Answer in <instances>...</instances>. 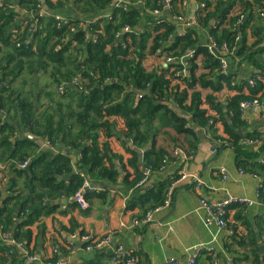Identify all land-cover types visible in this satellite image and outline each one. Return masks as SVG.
<instances>
[{
	"label": "trees",
	"instance_id": "obj_1",
	"mask_svg": "<svg viewBox=\"0 0 264 264\" xmlns=\"http://www.w3.org/2000/svg\"><path fill=\"white\" fill-rule=\"evenodd\" d=\"M10 1L0 0V124L7 115L0 126V164L7 165L5 179L10 193L0 207L1 264H25L32 255L30 251L27 256L19 253L2 235L11 234L13 229L14 241L29 246L31 227L55 212L45 198L67 197L73 204L70 199L85 182L118 181L120 172L114 160L122 163L123 159L112 153V138L123 141L126 153L132 154L128 166L133 174L123 165L127 190L147 182L151 175L146 178V171L153 174L165 160H175L176 150L194 153L209 134L211 141L219 143L217 150H236L244 172L257 165L264 137L241 136L237 130L244 127L240 104L264 100V89L256 81L253 86L238 85L233 72L223 74L220 61L209 51L213 39L218 47L225 43L232 52L237 31L233 24L223 27L227 16L211 31L208 43L199 45L202 25L208 26L213 13H206L201 4L197 6L196 25L182 30L179 0H171L165 17V0H46L53 12L49 17L40 15L39 0H21V9L36 15L35 27L32 19L27 25L17 23L19 14ZM254 2L264 5V0ZM156 11L161 12L159 16ZM125 27L132 32L124 33ZM189 53L192 58L187 57ZM169 58L176 62L167 63ZM75 78L77 88L71 86ZM245 85L247 96L242 91ZM146 91L150 95H143ZM223 91L234 92L225 105L220 103ZM219 124L224 135L218 134ZM27 132L47 139L50 149L39 152L34 141L19 139V134ZM249 139L262 143L257 150L249 149L242 145ZM159 141L161 147L157 148ZM129 142L133 150L127 146ZM60 144L66 152L56 153ZM144 148L149 150L139 164L135 149ZM80 149L75 169L71 152ZM242 157L245 159L240 161ZM29 161L31 175L27 167L21 168ZM262 169L264 172V164ZM250 171L263 175L253 168ZM169 185L163 181L137 193L133 202L147 204L151 211L163 205ZM94 191L84 193L87 204L92 196L107 199L108 190L100 195ZM260 200L264 203V186ZM74 205L80 208L78 203ZM16 210L20 223L14 227ZM231 238L238 239L237 231Z\"/></svg>",
	"mask_w": 264,
	"mask_h": 264
},
{
	"label": "crops",
	"instance_id": "obj_2",
	"mask_svg": "<svg viewBox=\"0 0 264 264\" xmlns=\"http://www.w3.org/2000/svg\"><path fill=\"white\" fill-rule=\"evenodd\" d=\"M20 1L12 0L9 3L11 8L19 14L17 23L27 25L32 19L33 27H35L37 25L36 15L31 16L26 10L21 9ZM25 1L29 0H23ZM200 4L206 5V13L208 11L213 13L209 18L208 26L202 25L199 45L208 43L211 31L217 28L227 16L223 27L230 28L229 26L233 24V29L235 27L237 31L232 52L230 51L228 55L230 71L235 75L236 83L250 85L251 80L257 76L256 82L260 83L264 89V20L260 15L264 12L262 11L264 5L255 3L254 0H200V2L179 0L180 18H183L185 22H194L193 26H195L197 6ZM40 5L39 12L43 15V4L40 3ZM193 5L196 6L195 10ZM168 14L169 11L166 8L164 17ZM206 17L208 19L207 15ZM228 49L230 50L229 47ZM245 87L246 85L242 91L247 96L249 88L244 89ZM233 94V91H223L220 94V103L225 105V99ZM254 101L256 104L242 113L244 127L237 131L242 132L241 136L257 134L264 137V100ZM226 118L229 123H232L230 116L227 115ZM6 121L7 115H4L2 124ZM217 129L219 135H224V128L221 124L217 125ZM27 136L33 137L27 132L23 135L19 134V139L28 138ZM38 140L47 142V139ZM211 140L212 135L209 134L205 141L199 143L194 153L188 154L182 150L183 153H180L175 160H169L162 170L150 173L149 177L150 175L151 177L145 184L136 189L127 190L123 183L126 175L123 165L133 174V170L128 166V160L132 158V154L126 153L123 141H119L116 137L112 138L109 141L112 153L123 159L122 163L114 160L120 177L116 183L102 181L91 184L92 191L95 190L96 194L100 195L105 190L109 191L106 200L92 196L88 201V209L82 210L81 207H76L75 203L68 201L67 197L45 198L44 202L54 207L55 212L41 218L31 227L33 239L29 246L26 243L14 241L13 229L11 234H3L2 239L9 246H15L16 250L23 255L29 251L32 253L25 264H55V262L123 264L127 257L134 255L136 264H188L197 247H205L197 264H229V262L232 264H262L264 262V203L260 200V190L264 186L262 169L264 151L259 153L255 159V164L258 166L253 165L246 168L248 171L244 172L238 164L239 160L234 148L225 147L217 150L215 146L219 143ZM261 143L260 139H249L243 141L242 145L257 150ZM160 144L159 141L157 148L161 147ZM127 146L131 150L134 149L131 142ZM47 149H50L47 145L38 148L39 152H45ZM81 150L71 152L75 169H77ZM148 150L149 148L135 149L137 159L139 153L144 158ZM61 152H66L62 144L57 146L56 150V153ZM242 159L245 158L242 157L240 161ZM29 166L30 161L26 168L30 173ZM251 168L260 171L263 175L254 174L250 171ZM220 170H225L226 178L220 174ZM0 171H2L0 173L1 207L10 196L5 179L8 171L5 163L0 164ZM182 174L188 177L176 185L170 205L161 212L155 213L154 221L149 225L134 226L133 222L136 219L144 217L150 211L147 210V204H135L133 200L137 197L134 196L157 187L163 181L167 184L170 182L167 188L169 190L173 183L182 178ZM199 181L203 185L196 187L195 184ZM3 197H5L4 200H2ZM166 199L167 196L164 201ZM229 199L245 200L243 205L232 206L229 213V227L237 231L238 239L235 241H232L233 239L229 237L226 230H220L215 225L207 227L205 224L207 212L201 205L202 200L210 204H220ZM131 200L132 203H130ZM19 217L18 210H16L13 219L14 227L20 223ZM83 233L97 239L111 236L112 244L109 248L118 249V253L111 252L109 248L100 251H86L84 243L80 240ZM6 236L8 240L5 239ZM234 237L236 239V235ZM250 240L253 245L250 244ZM262 248L263 252H261Z\"/></svg>",
	"mask_w": 264,
	"mask_h": 264
},
{
	"label": "built area",
	"instance_id": "obj_3",
	"mask_svg": "<svg viewBox=\"0 0 264 264\" xmlns=\"http://www.w3.org/2000/svg\"><path fill=\"white\" fill-rule=\"evenodd\" d=\"M53 2L57 1V0H51ZM116 2L120 3L121 0H115ZM165 8H169L170 7V3L171 0H165ZM185 7L186 4H184ZM206 5L205 4H201L200 8H205ZM160 11H156L155 15L159 16L160 15ZM262 19L264 20V12H262L261 14ZM62 21L65 22V19H63ZM179 22L182 24L181 25V29L182 30H186L189 27H192L194 22L191 21H187L185 22L183 20V18L179 17ZM124 33H131L132 29L130 27H125L123 29ZM120 39L122 38V36L119 37ZM210 45H209V51L211 53H213L218 60L220 61V65H221V72L223 74H226L227 72H229L230 70V63H229V59H228V55L230 54V50L228 49V46L226 44H223L221 47H218L217 44L215 43V41L213 39H210ZM187 57L192 58L193 55L192 53H189L187 55ZM167 63H173L176 62L173 59H167L166 61ZM164 66V64H163ZM76 79V78H75ZM257 80V76L253 78V80H251L250 85L253 86L255 81ZM78 83V80H75ZM256 104L255 101H248V102H242L240 104V108L241 111L244 112L245 110L249 109L250 107L254 106ZM47 146H49V144H46ZM180 153H183L181 150H176L175 151V155L178 157V155ZM168 162V160H165L163 162V166L161 167L160 170L163 169L164 165ZM29 162H25L21 168H26L28 166ZM150 174V170L145 172L146 178L149 177ZM220 174L223 175L224 178H226V173L225 170H220ZM182 178L178 181H176L175 183H173V185L171 186V188L168 190L167 192V199L163 202V205L156 207L155 209L149 211L144 217L138 218L136 219L133 224L134 226L137 227H142V226H147L150 223H152L154 221V214L155 213H159L161 212L163 209L167 208L170 203H171V197L174 195V189L176 187V185H178L179 183H181L182 181L186 180L188 175L186 174H182L181 175ZM223 178V179H224ZM146 183V180L142 181L140 183V185H143ZM203 185L202 182H197L195 184L196 187H201ZM86 190H92V186L89 183H84L82 189L77 192V194L72 197L70 200L78 203L80 205V207L82 209H87L88 208V204L85 202L84 200V193L86 192ZM245 200H241V199H229L226 202L220 203V204H210L209 202H207L206 200H202L201 201V205L204 208V210L207 212V218L205 219V224L207 225V227L215 225L216 227H218L220 230H226L229 237H232L234 235V231L229 227V213H230V209L234 204L237 203H244ZM6 240H8V236L5 237ZM84 245H85V250L88 252H92V251H100V250H104V249H108L109 246H111L112 244V237L111 236H107L103 239H97V238H93L92 236L86 234L83 235V237L80 239ZM14 244H16L15 242H13ZM111 248V247H110ZM109 248V249H110ZM205 249V247H197L194 250V255L189 259L188 264H197L200 256L202 255L203 250ZM111 250V249H110ZM118 249L112 248L111 252L117 254L118 253ZM26 253V252H24ZM27 256V254H25ZM28 258V256H27ZM32 259V258H30ZM55 264H62L60 262H56ZM123 264H136V257L134 256H129L124 260Z\"/></svg>",
	"mask_w": 264,
	"mask_h": 264
},
{
	"label": "water",
	"instance_id": "obj_4",
	"mask_svg": "<svg viewBox=\"0 0 264 264\" xmlns=\"http://www.w3.org/2000/svg\"><path fill=\"white\" fill-rule=\"evenodd\" d=\"M39 2L41 3V4H43V11H45L46 13H44L43 15L45 16V17H49V16H52L53 15V12L48 8V5L46 4V0H39ZM193 9L195 10L196 9V6L195 5H193ZM150 95V93L148 92V91H146V92H144L143 93V95ZM227 119V118H226ZM239 134H242V132L241 131H239ZM29 139H31L32 141H34L38 146H46V144L42 141H39L37 138H33V137H31V136H27ZM142 160H143V155L141 154V153H139V156H138V162H142ZM5 192H3V194H4ZM5 199V197H3L2 198V200H4ZM261 252H263V248H262V250H261ZM229 264H232L231 262H229Z\"/></svg>",
	"mask_w": 264,
	"mask_h": 264
},
{
	"label": "rangeland",
	"instance_id": "obj_5",
	"mask_svg": "<svg viewBox=\"0 0 264 264\" xmlns=\"http://www.w3.org/2000/svg\"><path fill=\"white\" fill-rule=\"evenodd\" d=\"M44 13H46V12L43 11V14H44ZM17 21H18V20H17ZM156 62H157V61H154L155 64H156ZM157 64H158V63H157ZM75 80H78V79H74V80L72 81V83H71V86L77 88V86H79V85H78V83H77ZM37 107H38V106H37Z\"/></svg>",
	"mask_w": 264,
	"mask_h": 264
},
{
	"label": "clouds",
	"instance_id": "obj_6",
	"mask_svg": "<svg viewBox=\"0 0 264 264\" xmlns=\"http://www.w3.org/2000/svg\"><path fill=\"white\" fill-rule=\"evenodd\" d=\"M120 40H121V39H120ZM45 144H47V142H46Z\"/></svg>",
	"mask_w": 264,
	"mask_h": 264
}]
</instances>
